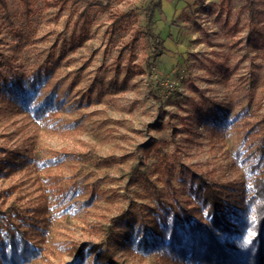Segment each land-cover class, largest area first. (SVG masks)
<instances>
[{
	"label": "rangeland",
	"instance_id": "obj_1",
	"mask_svg": "<svg viewBox=\"0 0 264 264\" xmlns=\"http://www.w3.org/2000/svg\"><path fill=\"white\" fill-rule=\"evenodd\" d=\"M80 1L37 0L34 15L26 21L17 1L9 0L11 23L0 21V150L30 152L35 143L43 150L41 156L66 149L114 156L119 162L102 169L91 162H67L50 172L34 160L0 181V210L14 207L26 219L33 217L51 173L68 191L65 203L51 205V238L64 245L97 244L110 220L125 211L144 218L151 229L152 217L162 213L156 194L187 206L192 173L205 174L219 185H235L237 194L249 189L252 153L264 138V43L251 32L247 14L238 13L244 0H233L229 8L221 7L220 0H163L155 31L168 52L151 75L116 72L112 62L129 30L116 35L113 44L106 30L109 10H135L143 26L146 10L156 0H90L101 7L92 10L93 24L84 43L70 48L77 15L86 8V0ZM260 27L264 30V18ZM137 54L144 63L149 46L140 43ZM37 77L46 86L40 95L57 86L66 104L65 113L54 121L58 128L47 133L37 132L5 99L13 80L27 83ZM153 143L166 155L168 177L147 152ZM143 174L155 183L158 176L167 178L172 187L161 181L156 192L146 190L136 182ZM37 226L46 230L40 222ZM34 243L43 246L48 239L35 237ZM130 248L115 247L123 264H154ZM50 260L68 264L72 258L65 254Z\"/></svg>",
	"mask_w": 264,
	"mask_h": 264
},
{
	"label": "trees",
	"instance_id": "obj_2",
	"mask_svg": "<svg viewBox=\"0 0 264 264\" xmlns=\"http://www.w3.org/2000/svg\"><path fill=\"white\" fill-rule=\"evenodd\" d=\"M16 1L21 17L28 21L35 13L37 0ZM70 1L74 5L81 2ZM162 1L156 0L148 6L143 26L139 25V15L135 10H109L110 25L106 30L108 42L113 44L116 35L128 30L130 35L128 40L121 43L114 56L112 66L116 72H147L151 75L159 69L162 56L168 52L164 40L155 31L156 13L162 10ZM85 2L86 8L78 13L67 44L70 48L84 43L93 24L92 10L101 7L99 2ZM232 3L233 0H220L223 8L231 7ZM263 6L264 0H244L238 9V13L247 14L248 26L261 43H264V30L260 27L264 18ZM0 21L11 23L9 0H0ZM142 42L150 49L144 63L137 54L138 45ZM46 73L49 75V70ZM44 83L42 77L27 83L13 80L5 89V99L16 112L31 120L37 132L47 133L58 128L54 121L65 113L66 104L58 95L57 86L49 94L40 95L46 87ZM220 119L226 121L224 117ZM214 123H218V120ZM39 150L35 143L31 150L33 154L31 151L23 153L20 148L1 149L0 181L10 178L34 160L42 162L45 170L50 172L63 167L67 162H91L97 169L119 162L114 156L103 158L89 152L78 153L66 149L50 156H41L43 150ZM147 152L156 157V166L161 175L168 177L170 166L166 163V155L161 154L159 143H153ZM252 155L255 163L251 166L249 189L237 194L235 185H219L205 174L192 173L187 206L166 202L156 194V204L162 213L152 217L149 222L151 229L147 227L144 218L139 219L134 212L125 211L110 220L111 225L105 230L104 240L97 244L71 242L64 245L51 238L48 229L51 205L60 206L65 203L68 191L50 173L45 181L43 201L34 210L33 217L26 219L23 212L14 207L7 212L0 210V264H52L51 256L65 254L72 258L68 264H123L115 254L117 246L136 249L139 255L152 259L154 264H264V138ZM136 171L133 168L131 174H136ZM156 181L172 187L167 178L165 180L158 176ZM136 182L146 190L155 189L156 192L157 182H152L146 174L139 175ZM36 221L45 225L46 230L37 226ZM137 223H140L139 228ZM35 237L48 239V243L43 246L36 244Z\"/></svg>",
	"mask_w": 264,
	"mask_h": 264
}]
</instances>
